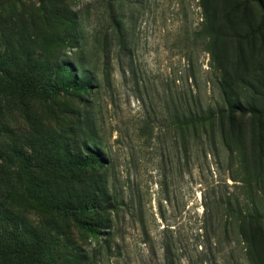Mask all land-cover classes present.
Here are the masks:
<instances>
[{"label": "rangeland", "instance_id": "1", "mask_svg": "<svg viewBox=\"0 0 264 264\" xmlns=\"http://www.w3.org/2000/svg\"><path fill=\"white\" fill-rule=\"evenodd\" d=\"M56 72L77 89L28 94ZM226 101L264 108V0H0V234L44 264H264V116L178 126Z\"/></svg>", "mask_w": 264, "mask_h": 264}, {"label": "trees", "instance_id": "2", "mask_svg": "<svg viewBox=\"0 0 264 264\" xmlns=\"http://www.w3.org/2000/svg\"><path fill=\"white\" fill-rule=\"evenodd\" d=\"M207 1L209 2V0ZM247 1H252V0H247ZM206 15L208 17L213 16L214 19L218 18V13L212 15V12H209V10L208 13H206ZM117 28L119 29V24H117ZM217 35H218V31L216 28L210 29L208 34V44L213 45V43L216 42L217 40ZM30 80H32V82L30 83L29 87L33 88L34 77L32 75L30 77ZM54 83L59 86L57 89H55L54 87H50L51 85H48L49 87H47V85H43L44 87L42 89H38L37 91L35 89H33V91L28 90V94L30 96H33L34 94L40 96L42 95L43 92L48 93V92L68 91L71 88V86L74 89H77L75 82H73L65 74L56 72L54 74ZM220 89H221V93L224 96V99H226L227 93L230 91V87L228 86V84H226L224 78H223V82L220 83ZM15 90H19V86L18 89L17 87H15ZM226 102H227L226 109L212 110V108H209L208 106L205 109L201 107L199 109L191 110L187 118L182 119L181 122H179L178 120V126L181 127L182 125H184V127L189 129L191 141L195 140L196 142H202V143L205 141L208 144V146H210V145H214L213 141L217 136H220L219 138L221 139V141H223L225 121H228L230 123L236 116L249 115L251 117H255L258 119L264 116V108L257 109L252 105L240 106L237 104H231L229 101ZM259 129H260L259 135L261 136L263 130L261 124L259 125ZM8 133L11 134V131H9ZM9 172H10L9 169L3 168L0 173H3L4 175H8ZM80 227L92 237H98L104 234L98 231L99 227L97 225H93L88 221L82 220L80 222ZM240 233L242 235L243 231H241ZM24 237L26 236L24 234H21L20 231L18 232L17 236L14 238H11L9 236H2L0 234V259L5 257L9 264H44L42 260L44 257L49 256L48 253L50 252V250L48 252L46 251L47 253H45V251L42 250L40 244L29 246V244L26 241H24V239H22ZM8 240H9V244L7 243ZM2 244H5L6 246L4 247L2 246ZM64 252L62 254H64ZM55 254H56V261L58 263H56V261L53 260V258H49L48 259L49 264H67L65 261L61 259V256L59 255L60 251L57 252L56 250ZM245 255L251 256L252 254L246 252ZM252 258L255 259L253 255Z\"/></svg>", "mask_w": 264, "mask_h": 264}]
</instances>
